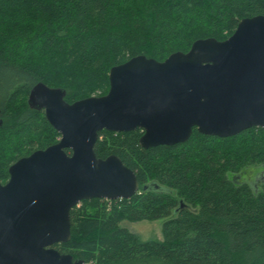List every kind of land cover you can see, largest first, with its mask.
Segmentation results:
<instances>
[{"label": "trees", "instance_id": "1", "mask_svg": "<svg viewBox=\"0 0 264 264\" xmlns=\"http://www.w3.org/2000/svg\"><path fill=\"white\" fill-rule=\"evenodd\" d=\"M259 15L264 0H0V183L12 163L60 139L27 103L37 83L63 89L67 103L103 96L112 67L223 41ZM141 135L98 134L96 157H118L138 193L80 202L70 240L53 248L85 264H264V131L221 139L194 128L185 143L147 150ZM156 220L161 240L121 226Z\"/></svg>", "mask_w": 264, "mask_h": 264}, {"label": "water", "instance_id": "2", "mask_svg": "<svg viewBox=\"0 0 264 264\" xmlns=\"http://www.w3.org/2000/svg\"><path fill=\"white\" fill-rule=\"evenodd\" d=\"M108 81L105 95L73 103L60 88L37 83L30 90L29 107L44 111L60 139L18 159L0 184V264H85L53 248L70 240V211L139 190L118 157H96L101 131L138 129L146 150L185 143L194 128L221 139L264 131V15L240 20L223 41L197 40L164 61L135 56L112 67Z\"/></svg>", "mask_w": 264, "mask_h": 264}, {"label": "rangeland", "instance_id": "3", "mask_svg": "<svg viewBox=\"0 0 264 264\" xmlns=\"http://www.w3.org/2000/svg\"><path fill=\"white\" fill-rule=\"evenodd\" d=\"M163 220L153 222L141 221L137 223L122 222L121 226L136 234L142 241L161 240Z\"/></svg>", "mask_w": 264, "mask_h": 264}, {"label": "flooded vegetation", "instance_id": "4", "mask_svg": "<svg viewBox=\"0 0 264 264\" xmlns=\"http://www.w3.org/2000/svg\"><path fill=\"white\" fill-rule=\"evenodd\" d=\"M15 162H16V161H15ZM15 162H14V163H15ZM14 163H12V164H14ZM12 164H11V165H12ZM11 165H10V166H11ZM10 166H9V167H10ZM9 167H8V169H9ZM8 179H9V174H8ZM8 179H7L4 183H0V184H1V185H4V184L8 181Z\"/></svg>", "mask_w": 264, "mask_h": 264}, {"label": "built area", "instance_id": "5", "mask_svg": "<svg viewBox=\"0 0 264 264\" xmlns=\"http://www.w3.org/2000/svg\"><path fill=\"white\" fill-rule=\"evenodd\" d=\"M120 200V199H119Z\"/></svg>", "mask_w": 264, "mask_h": 264}]
</instances>
